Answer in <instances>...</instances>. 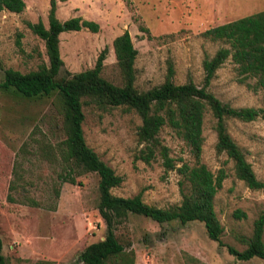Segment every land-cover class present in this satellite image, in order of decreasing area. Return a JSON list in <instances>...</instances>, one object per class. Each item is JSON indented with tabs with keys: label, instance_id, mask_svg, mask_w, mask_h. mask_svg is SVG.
Returning <instances> with one entry per match:
<instances>
[{
	"label": "rangeland",
	"instance_id": "obj_1",
	"mask_svg": "<svg viewBox=\"0 0 264 264\" xmlns=\"http://www.w3.org/2000/svg\"><path fill=\"white\" fill-rule=\"evenodd\" d=\"M23 1L21 12L0 11V81L6 68L25 73L47 63L43 41L25 22L41 20L46 26L48 0ZM55 5L60 21L79 16L98 25L96 32L81 28L59 33L64 69L73 73L91 68L105 47L100 76L121 85L111 42L126 30L136 49L133 84L145 90L163 81L168 60L174 83L190 79L200 85L203 57L225 46L203 37L202 32L263 10L264 0H55ZM253 83L251 77L239 82L227 58L208 89L231 107H262L264 89L254 88ZM82 111L85 143L123 178L111 188L112 194L140 193L145 203L161 208L179 203L181 177L175 169L165 170L158 157L149 163L134 159L140 147L135 135L140 119L133 111L123 107L98 110L85 104ZM213 122L207 110L200 162L214 175L220 169L224 172L213 198L222 228L221 245L207 237L201 222L158 224L129 214L115 234L126 249H132L133 264H264L256 257L238 260L226 250V246L245 247L254 220L264 211V186L248 188L235 176L232 160L215 151ZM225 124L255 177L264 183L263 122L227 118ZM158 137L176 166L192 163L187 146L169 127L163 126ZM62 138L51 96L23 97L0 88V239L5 264H80L79 252L103 238L105 226L96 209V174L77 173L74 183L58 177L61 167L56 149ZM261 239L264 242V224Z\"/></svg>",
	"mask_w": 264,
	"mask_h": 264
},
{
	"label": "trees",
	"instance_id": "obj_2",
	"mask_svg": "<svg viewBox=\"0 0 264 264\" xmlns=\"http://www.w3.org/2000/svg\"><path fill=\"white\" fill-rule=\"evenodd\" d=\"M23 8V0H0V11L18 13ZM55 9V0H48L46 26L41 20L25 22L27 28L43 41L47 63H41L35 70L25 73L4 69L0 88L11 89L23 97L51 96V103L60 116L63 133L56 149L61 167L59 179L74 183L76 174L81 172H94L97 176L96 209L105 230L102 239L87 244L79 252L80 264H133L132 249H126L115 234L116 227L129 214L149 218L158 224L172 221L181 224L201 222L207 237L221 245L219 235L222 228L213 209V198L224 172L220 169L214 175L200 162L204 113L209 110L214 119L215 151L224 153L232 160L235 176L248 188L259 189L264 183L255 177L244 154L230 138L225 123L227 118L241 121L259 118L264 125V106L231 107L216 98L208 86L216 69L229 58L239 82L251 77L254 79V88L264 89V9L211 26L202 32L203 37L219 41L225 46L221 45L211 56L203 57L200 85L190 79L181 84L174 83L173 66L168 60L163 81L145 90H138L133 84L136 49L126 30L116 35L111 42L122 78L121 85H115L100 76L105 47L100 50L91 68L73 73L64 69L58 48L59 33L81 28L96 32L98 25L79 16L60 21ZM84 104L98 110L123 107L139 117L135 135L140 147L134 159L149 163L158 157L165 170L175 169L181 177L179 203L161 208L145 203L140 193L130 197L111 193V188L118 186L123 178L85 143L81 128ZM163 126L169 127L187 146L193 158L192 163L182 162L176 166L168 156V148L158 137ZM236 214L243 216L239 211ZM263 224L264 211L254 220L245 247L236 250L226 246L227 252L242 261L253 257L264 260V242L261 239ZM0 264H5L1 239Z\"/></svg>",
	"mask_w": 264,
	"mask_h": 264
}]
</instances>
